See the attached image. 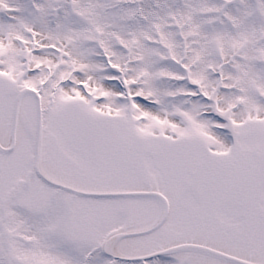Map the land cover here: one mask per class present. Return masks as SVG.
<instances>
[{
    "label": "snow or ice",
    "instance_id": "6c2138e0",
    "mask_svg": "<svg viewBox=\"0 0 264 264\" xmlns=\"http://www.w3.org/2000/svg\"><path fill=\"white\" fill-rule=\"evenodd\" d=\"M0 264H264V0H0Z\"/></svg>",
    "mask_w": 264,
    "mask_h": 264
}]
</instances>
